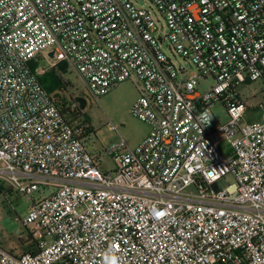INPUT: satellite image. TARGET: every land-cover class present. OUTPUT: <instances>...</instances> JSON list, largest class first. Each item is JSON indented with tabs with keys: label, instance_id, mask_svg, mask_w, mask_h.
Instances as JSON below:
<instances>
[{
	"label": "built area",
	"instance_id": "2783aa9c",
	"mask_svg": "<svg viewBox=\"0 0 264 264\" xmlns=\"http://www.w3.org/2000/svg\"><path fill=\"white\" fill-rule=\"evenodd\" d=\"M61 61L96 98L136 85L149 132L108 148L113 169L88 151L75 104L63 113L38 79ZM260 79L264 0H0V183L49 190L23 219L37 251L0 247V264H105L109 251L119 264H264V97L250 106L240 91ZM219 102L226 153L210 131Z\"/></svg>",
	"mask_w": 264,
	"mask_h": 264
},
{
	"label": "rangeland",
	"instance_id": "374dc122",
	"mask_svg": "<svg viewBox=\"0 0 264 264\" xmlns=\"http://www.w3.org/2000/svg\"><path fill=\"white\" fill-rule=\"evenodd\" d=\"M142 6H148L149 0H133ZM168 42L163 45V51L173 59L178 65H184L189 70H196L194 66H189L179 55L173 56ZM39 64L40 60L38 61ZM45 64V63H44ZM49 67H47L48 69ZM43 69V68H42ZM40 71L39 74H42ZM67 83L66 89L60 94L72 104H75L77 121H84L88 118V131L84 138V142L95 157H98L100 167L103 170H110L115 167L113 158L107 153L108 148L117 143L121 138L127 142L130 147L138 146L149 132V125L131 112V107L138 97V90L133 81H124L117 87L112 89L108 94L96 98L92 95L85 82L79 75L69 67L63 75ZM214 82L210 77L199 85V90L204 92L208 84ZM243 99L247 100L250 106H257L264 97V80H256L251 83L244 84L240 87ZM76 96H84L86 99V107L83 113L79 109ZM58 101L61 99L56 97ZM215 117L210 131L214 134V139L218 143L223 152L229 149L228 140L220 129L228 121L227 109L219 102L214 107ZM258 119L259 111H248L247 119ZM115 126L116 129H113ZM236 180L232 175H227L219 181L221 188H226ZM1 185V183H0ZM3 186V185H2ZM7 187V186H6ZM1 189L0 191V247L8 252L24 253L25 249L20 246L21 241L28 238L30 227L26 226L23 219L26 217L32 199H39L49 193L35 192L31 196L20 194L16 190L10 188ZM191 193L197 190L191 187Z\"/></svg>",
	"mask_w": 264,
	"mask_h": 264
},
{
	"label": "trees",
	"instance_id": "16d2710c",
	"mask_svg": "<svg viewBox=\"0 0 264 264\" xmlns=\"http://www.w3.org/2000/svg\"><path fill=\"white\" fill-rule=\"evenodd\" d=\"M30 64H31L32 69L36 71L39 66V63L37 61H32ZM68 68H69V65L65 61H61L57 65L49 67L42 74L38 75V79L40 83L52 95L56 103L62 109L63 113H66V111L69 109V107H67V104L69 106L72 105L71 101H68L66 97L60 94L66 89L67 83L65 82L63 75L67 72ZM56 97L60 98L61 100L58 101ZM87 121H88V118H85V122ZM2 188L5 189L4 185L2 186L1 184L0 191ZM20 246H22L25 249L24 253L26 252L34 253L37 251V241L33 237L31 230H29L28 238L24 241H21ZM11 253L18 254L12 251Z\"/></svg>",
	"mask_w": 264,
	"mask_h": 264
},
{
	"label": "clouds",
	"instance_id": "9594fccd",
	"mask_svg": "<svg viewBox=\"0 0 264 264\" xmlns=\"http://www.w3.org/2000/svg\"><path fill=\"white\" fill-rule=\"evenodd\" d=\"M105 264H119V258L111 251L104 257Z\"/></svg>",
	"mask_w": 264,
	"mask_h": 264
},
{
	"label": "water",
	"instance_id": "95a60500",
	"mask_svg": "<svg viewBox=\"0 0 264 264\" xmlns=\"http://www.w3.org/2000/svg\"><path fill=\"white\" fill-rule=\"evenodd\" d=\"M49 56L50 57H53L54 56V51H51L49 53ZM76 101L80 104V107H82V108L86 107V99H85L84 96H78V97H76Z\"/></svg>",
	"mask_w": 264,
	"mask_h": 264
},
{
	"label": "flooded vegetation",
	"instance_id": "af4514ba",
	"mask_svg": "<svg viewBox=\"0 0 264 264\" xmlns=\"http://www.w3.org/2000/svg\"><path fill=\"white\" fill-rule=\"evenodd\" d=\"M76 97H78V96H76ZM78 103V102H77ZM79 104V103H78ZM79 109H80V111L83 113V110L85 109V107L84 108H82V107H80V104H79Z\"/></svg>",
	"mask_w": 264,
	"mask_h": 264
}]
</instances>
